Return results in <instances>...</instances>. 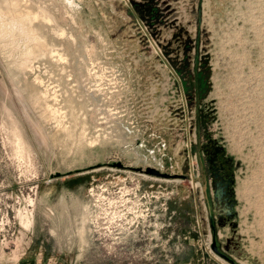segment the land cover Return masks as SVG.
<instances>
[{
	"label": "rangeland",
	"instance_id": "374dc122",
	"mask_svg": "<svg viewBox=\"0 0 264 264\" xmlns=\"http://www.w3.org/2000/svg\"><path fill=\"white\" fill-rule=\"evenodd\" d=\"M10 1L0 264H264V0Z\"/></svg>",
	"mask_w": 264,
	"mask_h": 264
},
{
	"label": "flooded vegetation",
	"instance_id": "af4514ba",
	"mask_svg": "<svg viewBox=\"0 0 264 264\" xmlns=\"http://www.w3.org/2000/svg\"><path fill=\"white\" fill-rule=\"evenodd\" d=\"M208 153L210 154L207 159L208 170L212 180L211 188L215 201L212 206L218 220L223 222V219L230 220L234 216L232 163L219 147Z\"/></svg>",
	"mask_w": 264,
	"mask_h": 264
},
{
	"label": "bare ground",
	"instance_id": "6f19581e",
	"mask_svg": "<svg viewBox=\"0 0 264 264\" xmlns=\"http://www.w3.org/2000/svg\"><path fill=\"white\" fill-rule=\"evenodd\" d=\"M14 1V0H13ZM7 2V1H6ZM10 3H11V5L12 6H14V12L12 11V14H5V15H1L0 16V22H2V24L4 23V27H6L7 29H9V30H11V31H15L16 33L18 32L19 34H23V35H25V36H27L26 38H28L30 35L29 34H27V22H30L31 21V19H33L34 20V18H33V16H32V14L30 13V12H23V13H20L19 12V10L17 9V2L16 3H14V2H12V1H10ZM22 10V9H21ZM25 10H27V9H25ZM42 14H43V12H42ZM45 14H48L47 12L45 13ZM38 15V14H37ZM41 15V14H40ZM49 15V14H48ZM45 16V15H44ZM43 16V17H44ZM41 17H42V15H41ZM37 19V18H36ZM47 20L49 19L48 17L46 18ZM46 20V21H47ZM42 22V21H41ZM43 23V22H42ZM48 23H52V21L51 22H48ZM46 24V23H45ZM30 28V27H29ZM5 29V28H4ZM34 29V28H33ZM9 30H8V32H9ZM26 30V31H25ZM36 30V29H35ZM33 32V31H32ZM15 33V34H16ZM7 34V33H6ZM9 34H10V32H9ZM31 34V33H30ZM34 34V33H33ZM32 34V35H33ZM17 35V34H16ZM44 35V34H43ZM37 36V35H36ZM15 37V36H14ZM31 37V36H30ZM34 37V36H33ZM43 37V36H42ZM35 38V37H34ZM32 39V38H31ZM45 39V38H44ZM22 40V39H21ZM34 40V39H33ZM28 41V40H27ZM14 42H15V40H14ZM37 43V39L34 41V43ZM40 42V41H39ZM28 43V42H27ZM27 43H25L26 45H27ZM46 43V42H45ZM50 44V43H49ZM25 45V46H26ZM31 45V44H30ZM43 44H41V46H42ZM51 45H53V44H51ZM44 46V45H43ZM27 48V47H26ZM25 48V49H26ZM33 48H36V47H33V45H32V48L31 47H29V49L31 50V49H33ZM47 48V47H46ZM40 49V48H39ZM44 49V48H43ZM28 50V49H27ZM29 50V52L31 53V51ZM41 50V49H40ZM52 50V49H51ZM39 51V50H38ZM44 51V50H43ZM56 51V50H55ZM34 52V50L32 51V53ZM47 52H49V51H47ZM17 53V52H16ZM26 53V52H25ZM34 53H36V52H34ZM28 54V53H27ZM45 54H46V51H45ZM45 54H44V56H45ZM35 55H37V54H35ZM55 55V54H54ZM48 56V55H47ZM5 57V56H4ZM27 57V56H26ZM28 57H30V55L28 56ZM35 57V56H34ZM47 58V57H46ZM28 59V58H27ZM56 59V58H55ZM28 61V60H27ZM18 63V62H17ZM25 64H27V63H25ZM27 67H28V65H27ZM23 68V67H22ZM28 70V69H27ZM38 79V78H37ZM38 81V80H37ZM48 93V92H47ZM48 95V94H47ZM43 96L45 97L46 96V94H43ZM47 97V96H46ZM44 99V98H43ZM41 102V101H40ZM39 102V103H40ZM72 106V105H71ZM74 108V107H73ZM75 109V108H74ZM73 110V109H72ZM75 113V112H74ZM74 113H73V115H74ZM72 115V116H73ZM13 120V119H12ZM83 125V124H82ZM86 125V124H85ZM84 125V126H85ZM87 126V125H86ZM85 128V127H84ZM84 130V129H83ZM69 132H71V131H69ZM70 134V133H69ZM88 142V141H87ZM84 144V143H83Z\"/></svg>",
	"mask_w": 264,
	"mask_h": 264
},
{
	"label": "water",
	"instance_id": "95a60500",
	"mask_svg": "<svg viewBox=\"0 0 264 264\" xmlns=\"http://www.w3.org/2000/svg\"><path fill=\"white\" fill-rule=\"evenodd\" d=\"M146 172H148V173H151V174H153V175H160L159 174V172L158 171H156V170H154V169H146ZM213 249H215L214 248V245H213Z\"/></svg>",
	"mask_w": 264,
	"mask_h": 264
}]
</instances>
